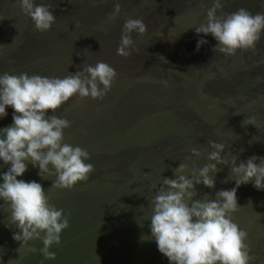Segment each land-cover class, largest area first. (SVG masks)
Listing matches in <instances>:
<instances>
[{"label":"rangeland","instance_id":"obj_1","mask_svg":"<svg viewBox=\"0 0 264 264\" xmlns=\"http://www.w3.org/2000/svg\"><path fill=\"white\" fill-rule=\"evenodd\" d=\"M34 2L49 6L56 16L51 26L56 27L53 39L36 38L31 34L23 37L21 25L17 23L31 28L34 24L23 12H13L18 0H12L11 5L8 1L6 9L10 6L12 11L7 14L10 17L8 25L16 31L13 29L11 33L4 25L0 74L59 75L63 78L98 61L107 63L117 73L110 91L102 99H81L75 95L55 113L49 112V115L70 121L71 126L64 130L65 142L89 153L90 159L86 162L94 165V171L81 184L94 190L109 189L111 195L118 194V199L123 194L134 195L133 188L140 180L148 184V188L154 189L153 185H156L158 189L161 179L175 178L179 170L191 178L209 162L210 140L225 145L222 155H237V164L253 155L264 157V33L254 48L227 55L219 51V46L215 49L217 42L211 34L195 32V27L205 21L213 0H119L121 10L113 20L108 17L117 0H87L88 4L81 0ZM221 4L217 15L239 8L252 14L264 13V0H221ZM130 18L141 19L147 31L142 35L131 33V54L124 57L117 54V48L123 24ZM201 39L207 43L197 50V42ZM23 51H29V54ZM21 53L31 58L17 62ZM251 68L255 69L252 76ZM130 87H133L132 93L126 99L123 91ZM133 94L138 96V101ZM251 105L250 110L254 109V112L251 111L250 117H255L254 122H250L247 111L244 112ZM6 112V116L0 117V129L12 123L13 109L6 107ZM138 120L149 124L146 133L138 134L131 126ZM122 128L125 131L128 128V138L118 134L111 141V135ZM193 148L200 152L199 156L192 154ZM128 154L138 161L127 160ZM148 160L151 161L146 162ZM180 165L186 167L181 169ZM8 167L0 161V174ZM49 167L50 172L39 175L38 166L28 164L26 172L31 176L17 179L40 183L50 203L58 199L64 206L73 203L71 189L51 187L56 176ZM217 168L214 188L195 185L197 195L194 199H212L216 191L224 190L221 183L231 184L230 178L234 176L229 166L218 164ZM250 183L242 185L253 187ZM79 184L77 182L73 187ZM56 189L60 190L61 198L50 197ZM263 192L264 189L252 191L258 199ZM118 202L123 210L124 198ZM135 204L129 207L137 211ZM145 208L143 213L151 211V205ZM233 217L234 222L248 233L245 243L252 258L249 264H264V205ZM129 230L120 233L127 237L123 238L127 243L136 236ZM101 251L103 253L91 255L96 262L115 255L113 249L112 253L105 248ZM5 257V251L0 253V261L6 264ZM90 259L87 257L88 264H91Z\"/></svg>","mask_w":264,"mask_h":264},{"label":"clouds","instance_id":"obj_2","mask_svg":"<svg viewBox=\"0 0 264 264\" xmlns=\"http://www.w3.org/2000/svg\"><path fill=\"white\" fill-rule=\"evenodd\" d=\"M18 6L38 31L49 30L56 20L49 6L37 5L34 0H18ZM221 8V0H213L205 21L195 27V32L211 34L217 42L215 49L219 46V51L227 55L254 48L264 33V13L252 14L239 8L217 15ZM120 10L117 0L108 18L115 19ZM146 31L147 26L141 19H127L117 54L128 57L133 45L131 33L142 35ZM206 43V40H198L197 50ZM116 76L115 69L102 61L63 78L0 74V117L7 115L6 107L13 109L11 125L0 129V161L9 165L7 171L0 174V199L8 203L10 222L19 230L12 238L21 242V246L32 240L42 241L39 251L45 260L56 258L50 248L61 243V233L69 227L68 216L49 202L40 183L25 182L17 177L31 164L38 166L39 175L50 172L51 166L56 176L51 186L54 188L71 189L77 182L89 179L94 171V165L86 162L90 159L89 153L64 139V130L71 126L70 121L49 112L55 113L75 95L81 99H102ZM248 119L254 122L255 117ZM208 144L209 162L200 167L196 175L163 178L158 189L153 185L156 191L150 197L151 237L169 264H249L252 258L245 243L248 233L234 222L232 213L240 207L236 196L240 185L252 182L257 190L264 189V157L253 155L237 164V155H222L223 143L210 140ZM191 151L193 155H200L196 148ZM218 164L229 166L235 187L217 191L213 199H194L195 185L214 188ZM29 251L36 249L29 248Z\"/></svg>","mask_w":264,"mask_h":264},{"label":"trees","instance_id":"obj_3","mask_svg":"<svg viewBox=\"0 0 264 264\" xmlns=\"http://www.w3.org/2000/svg\"><path fill=\"white\" fill-rule=\"evenodd\" d=\"M8 1L9 5H11L12 0H0L1 43L4 42V25L6 26V30L9 29L11 33H13L14 29L8 25L10 17H8L7 14L12 12L11 8H9L10 6L8 7L9 9H6V4L8 5ZM86 1L87 0H81L82 3H86ZM16 8H18V10H16ZM16 11L22 12L18 5L13 9V12ZM18 24L21 25L20 30L23 37H27L28 35L30 36L31 34V36L34 35L36 38H39L40 36L48 37L49 40L52 41V34H55L53 32V29L56 28L55 25H53V28L51 27L49 30L41 32L38 31L34 25L31 28L23 27V24L19 22L17 25ZM23 52L29 54V51ZM30 58L29 56L24 57V54L21 53L17 57V62L18 59L19 62H22ZM249 71L252 72L251 76L254 75V68H251ZM38 75L42 76L41 74ZM58 76L59 75L55 77ZM132 89L133 87L124 89L123 94L126 95L124 98L128 99L127 96H130V93H132L130 90ZM134 89H136L135 86ZM133 96H135L137 100L138 96L136 94H133ZM252 108L253 105L247 106V108L244 110V112L247 111L246 114L248 117H250V115H252L251 113L254 112V109L250 110ZM255 115L259 116L258 114ZM140 121H142V123H140ZM140 121L138 120L136 123L133 121L135 124L131 126L134 130L139 132L138 134H144L149 130V124H147L144 120ZM152 121L153 120L149 122L151 123ZM118 134L120 137L128 138L130 132L128 131V128L126 131L122 128V131L119 130L117 133L114 132L111 135V141L114 140ZM126 159L138 161L135 159L134 155L130 154L126 155ZM149 161L151 160L146 162ZM176 173L177 175H186L185 173L180 172V170ZM30 176L31 174L28 171H25L21 177L25 179L29 178ZM233 179H235V177L230 178L231 184L229 186L225 184L222 185L221 183V188L224 187V190L229 188L230 190L235 187V181ZM113 180H115V178H113ZM79 183L80 184L78 186L73 187L70 190V193L74 199L73 203L69 202L68 205L64 206V204L60 203V199L56 200L55 202L52 201L51 203L57 209H63L64 215L68 216L69 220V227L61 233V243L59 245H53L50 248V251H54L56 253V258L54 260H45L40 253L39 250L43 247L42 241L32 240L29 241L28 244L21 246V242L15 241L12 238L13 233L18 232L19 230L10 222L11 217L8 203L0 199V211H4L2 214H0V253L5 251V258L7 260L6 264H88V261H86L87 257L91 258V264H169L167 257L163 256V254L158 251L157 245L151 237L149 227L151 211H149L147 214L143 213L146 209L145 207L151 205L150 197L156 190L148 188L149 185L145 184L143 180H140L136 187L134 186L133 188L135 196L131 194H126L125 196L123 194L121 198L117 199L118 194L115 195L114 193L111 195L109 189L98 190V188H96V190H94L91 186H87V184H81V182ZM250 184L253 185L252 182ZM243 186L244 185H240V187L237 189V204L240 207L238 211L232 213V217L235 214H246L248 212H253V210H256L264 205V195L261 196L262 198L260 197L263 199L262 201L260 198L258 199L254 197L252 193L253 190H257L256 188ZM137 192H139V194ZM53 196L61 198L60 190L56 189L53 191L50 194V197L53 198ZM214 197L215 194L212 196V199ZM123 198V206H125V208L122 210L119 207L118 201L122 200ZM133 203H136L135 206L137 205V211H134L132 208H130V205ZM127 206L130 207L126 208ZM262 223H264V218L262 219ZM127 229H130L129 233L136 234L134 240L128 243L127 240H123V238L126 239L127 237L120 235L121 232H126ZM102 240H108L109 242L102 243L100 245L99 242ZM29 248H35L36 251H29ZM102 248H105V250L110 252L111 249H113L115 255H108V257L104 258L107 259L106 261L103 260V262H96V260H94L91 255H94L98 252L100 254L103 253L101 251ZM3 263L4 262H1V264Z\"/></svg>","mask_w":264,"mask_h":264}]
</instances>
